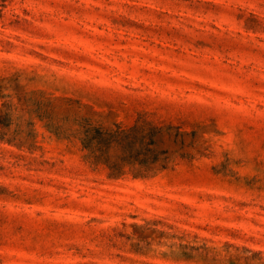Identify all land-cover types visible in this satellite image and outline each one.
Masks as SVG:
<instances>
[{
    "label": "rangeland",
    "instance_id": "1",
    "mask_svg": "<svg viewBox=\"0 0 264 264\" xmlns=\"http://www.w3.org/2000/svg\"><path fill=\"white\" fill-rule=\"evenodd\" d=\"M0 264H264V0H0Z\"/></svg>",
    "mask_w": 264,
    "mask_h": 264
}]
</instances>
